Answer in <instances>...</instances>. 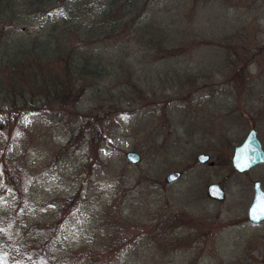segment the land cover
Returning <instances> with one entry per match:
<instances>
[{
  "label": "rangeland",
  "instance_id": "374dc122",
  "mask_svg": "<svg viewBox=\"0 0 264 264\" xmlns=\"http://www.w3.org/2000/svg\"><path fill=\"white\" fill-rule=\"evenodd\" d=\"M122 24L66 33L61 55L0 93V264H264V222L246 218L264 164L231 166L250 128L264 148V0H151ZM70 51L94 73L71 94L34 86L35 72L73 85Z\"/></svg>",
  "mask_w": 264,
  "mask_h": 264
},
{
  "label": "trees",
  "instance_id": "16d2710c",
  "mask_svg": "<svg viewBox=\"0 0 264 264\" xmlns=\"http://www.w3.org/2000/svg\"><path fill=\"white\" fill-rule=\"evenodd\" d=\"M150 1L0 0V66H8L13 73L19 75L12 79L9 87L0 81V93L16 94L19 79L27 78L26 73L31 70L33 60H36L40 70H43L44 59L61 55L68 41L66 33H78L79 37L84 35L87 40L106 38L105 35H118L125 29L122 23L145 12ZM33 24L38 25L40 32L36 37L28 38L25 34ZM44 31L46 34H43ZM5 33L8 38L3 39ZM66 59V71L75 76L73 85L62 88L59 77H40V74L35 72L34 86L46 88L54 94L62 92L64 95L67 91L71 94L78 84L77 81L82 82L84 74L94 73L90 69L91 63L88 59L78 58L72 51L66 55Z\"/></svg>",
  "mask_w": 264,
  "mask_h": 264
},
{
  "label": "water",
  "instance_id": "95a60500",
  "mask_svg": "<svg viewBox=\"0 0 264 264\" xmlns=\"http://www.w3.org/2000/svg\"><path fill=\"white\" fill-rule=\"evenodd\" d=\"M125 157L133 164L140 160V154L133 150L127 151ZM207 158L208 156L204 154L197 156V160L201 162ZM260 162H264V151L256 138L255 130L252 129L243 143L235 148L232 164L238 171L243 172ZM179 176L180 172L173 171L166 176V180L170 182L178 179ZM254 191V199L248 209V218L254 222H259L264 219V191L261 190L258 182L254 184ZM207 195L217 200L224 198V192L217 183H212L207 187Z\"/></svg>",
  "mask_w": 264,
  "mask_h": 264
}]
</instances>
